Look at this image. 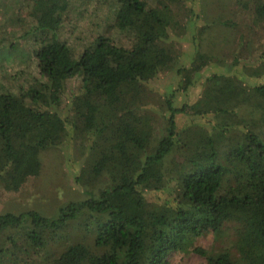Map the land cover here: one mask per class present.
Instances as JSON below:
<instances>
[{"label": "trees", "instance_id": "1", "mask_svg": "<svg viewBox=\"0 0 264 264\" xmlns=\"http://www.w3.org/2000/svg\"><path fill=\"white\" fill-rule=\"evenodd\" d=\"M49 1L36 20L39 46L24 59L17 46L7 48L11 69L0 59V177L28 134L35 133L28 146L38 153L62 127L82 152L74 179L86 197L52 215L0 214V264H172V252L206 264H264L248 258L264 245V0H228L225 9L215 2L212 22L203 20L201 0H114L103 31L94 23L95 32L62 40L68 13L84 15L88 3ZM199 19V36L219 24L233 29L237 46L259 42L254 57L196 49L179 63L175 36ZM226 53L230 68L212 70ZM207 67L196 98L175 106L176 93L191 97ZM170 71L175 88L162 96L167 113L160 117L146 105L148 83ZM28 74L35 79L25 82ZM13 171L12 183L27 176L18 165ZM230 208L254 215L247 243L236 232L238 255L195 244L222 234Z\"/></svg>", "mask_w": 264, "mask_h": 264}, {"label": "rangeland", "instance_id": "2", "mask_svg": "<svg viewBox=\"0 0 264 264\" xmlns=\"http://www.w3.org/2000/svg\"><path fill=\"white\" fill-rule=\"evenodd\" d=\"M86 1L88 3L86 14L79 15L78 12L74 13L73 11L68 13L65 24L59 29V40L67 36L84 37L87 34L93 33L96 30L95 26H98L94 25V23H101V29L102 31L104 30L108 20L106 12H108L114 0L107 3L105 0ZM218 1L220 9H225L228 0H225L226 2H223L224 0H201V11L207 9V14H203L204 21L212 22V20L219 16V13L215 11L217 10L216 3ZM49 2V0H0V47L4 50L0 54V59H2V62H6L8 68H13L14 64V61L8 59L9 54L7 50L9 47L12 45L17 46L16 52L19 51L18 57L24 59L30 53L32 47L39 46L43 33L36 28L38 23L36 20L46 14V8L51 5ZM72 2H79V0H72ZM89 14H91L90 18L87 17ZM228 15L227 8L223 18H227ZM203 20L199 19L189 22V28H193L175 36L177 47L181 53L179 63H188L192 58V53L196 49L202 52L213 51V53L219 56L229 49L231 53L238 50L237 52L241 55L248 53L246 55L254 57L253 53L258 49L257 44L259 42L250 40L237 46L233 41V29L230 26L215 24L204 34L200 35V37L197 33V27L204 23ZM236 27L239 26L236 25ZM78 43H81V41L78 40ZM246 44H248L250 50L247 49ZM235 46L237 47L235 48ZM225 57L227 58V62L225 61V64L219 65L213 64L212 70H228L230 63L233 62V57L232 55L230 56V53L225 55ZM242 61V58L236 60L237 63ZM246 67L250 70L253 68L250 65ZM206 69L208 67L200 72L197 78L199 82L189 91L191 97L188 98L185 93H181V90L179 93H176L175 106H180L184 102L183 99L187 98L191 101L196 98L199 94L197 89L201 88L202 78L207 74ZM28 76H26L25 82L32 81L34 78L31 74H28ZM174 79V72L170 71L158 74L148 83L146 105L157 116L162 117L167 113L162 96L175 88ZM185 120V116L181 114L177 115L179 125H184ZM158 121L157 133L160 134L162 133L163 122L159 118ZM16 123L22 126L25 121L22 118H17ZM34 135L35 133L28 134L24 139L25 143L22 148L15 151V156L11 157V163L7 169L9 171H4L0 177V214L7 212L19 214L33 209L43 215H52L59 206L66 202L81 200L86 197L84 190L74 179V173L78 169L82 152L72 145V141L64 140L66 131L64 132V129L61 127L57 134L54 135V145L32 154L33 150L29 149L28 141L34 139ZM26 151L30 153L27 154L25 153ZM169 159L167 163L170 162ZM23 161L25 163H22ZM16 165L21 167L24 173L26 172L27 174L21 183L19 181L12 183L15 177L13 169L15 170ZM253 218L254 215L251 212L230 208L225 216L226 223L222 234L217 238L211 233L206 234L197 238L195 244L212 251L225 248L232 253V257H236L238 255V251L234 247L236 232L237 230L241 233L243 232V237L247 243L250 240L247 229L252 224ZM263 247V243L254 245L252 251H248V258L252 262L263 263ZM168 259L172 264H206L203 257L193 253L184 255L172 252L169 254ZM43 261L34 259L30 264H43ZM19 264L26 263L25 261H21Z\"/></svg>", "mask_w": 264, "mask_h": 264}]
</instances>
